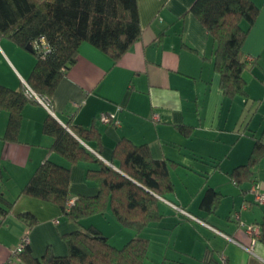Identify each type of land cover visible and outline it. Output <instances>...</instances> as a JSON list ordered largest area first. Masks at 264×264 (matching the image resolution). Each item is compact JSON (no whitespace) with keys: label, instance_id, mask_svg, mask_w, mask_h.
<instances>
[{"label":"crops","instance_id":"1","mask_svg":"<svg viewBox=\"0 0 264 264\" xmlns=\"http://www.w3.org/2000/svg\"><path fill=\"white\" fill-rule=\"evenodd\" d=\"M137 1L142 28L137 41L117 62L83 43L77 62L53 93V111L34 99L23 105L16 140L5 138L10 111L0 108V264H7L11 250L27 231L25 213L36 219L30 230V247L36 257L49 246L57 255L67 254L63 235L99 215L77 223L57 204L21 193L46 160L70 165L51 148L54 137L43 130L49 115L70 131L73 125L94 126L97 136L79 137L80 141L94 147L115 168L114 150L122 138L146 144L154 159L172 163L170 200L250 245L245 226L258 225L264 215V203L256 199L257 194L264 195V156L250 181L238 184L230 173L248 161L253 135L259 137L264 127V0H253L260 11L243 45L244 56L252 65L244 74L248 96L234 98L221 87V74L213 62V38L190 11L195 0ZM35 62L33 52L0 37L1 84L23 90V80L29 79ZM103 112L116 113L119 124L101 122ZM184 126L191 130L184 132L180 128ZM96 166L92 159L72 165V200L79 194L98 193L95 182L86 178L87 169ZM209 187L221 193L212 210L202 205ZM158 199L162 218L141 232L150 241L144 264H203L209 251L227 264H264V242L259 237L251 253ZM105 214L114 215L110 207ZM91 223L112 237L110 241L117 247L136 235L115 215L104 226Z\"/></svg>","mask_w":264,"mask_h":264},{"label":"trees","instance_id":"2","mask_svg":"<svg viewBox=\"0 0 264 264\" xmlns=\"http://www.w3.org/2000/svg\"><path fill=\"white\" fill-rule=\"evenodd\" d=\"M190 11L216 44L213 62L221 74L225 95L247 97L244 74L252 65L244 56L243 45L260 8L253 0H195ZM141 29L137 0H0V37H7L22 48L32 44L36 62L27 82L37 94L48 97L52 103L59 81L77 62L83 43L95 46L117 62L140 37ZM28 100L24 89L16 91L0 83V108L10 111L6 139H17L20 111ZM70 127L71 131L52 115L45 119L43 130L54 137L51 148L64 156L70 165L46 160L21 193L57 204L77 223L86 216L105 213L110 207L117 220L135 230L136 235L117 247L98 227L81 226L63 235L68 246L67 254L57 255L49 246L41 257H36L30 242L23 241L36 219L25 213L22 217L28 225L27 233L20 242L24 248L13 263L144 264L150 241L141 232L162 218L158 196L169 199L167 195L174 191L172 163L154 159L146 144L136 145L122 138L114 150L118 161L115 168L80 141V138L87 140L90 136H97L94 126ZM180 128L187 133L191 130L188 126ZM253 137L255 142L248 161L230 173L238 184L252 179L255 166L264 156V127L259 137ZM89 159L96 161L97 166L87 169L86 178L94 181L99 191L92 196L79 194L70 203L72 165ZM220 197V192L209 187L202 205L212 210ZM258 227V237L264 242V215ZM202 263L223 264L210 251Z\"/></svg>","mask_w":264,"mask_h":264},{"label":"built area","instance_id":"3","mask_svg":"<svg viewBox=\"0 0 264 264\" xmlns=\"http://www.w3.org/2000/svg\"><path fill=\"white\" fill-rule=\"evenodd\" d=\"M45 46V42H42ZM23 89L25 94L28 96V98L34 99V100H38L40 103H42L49 111H53L52 109V101L51 99H49L48 97L45 96H40L39 94H37L32 88L31 86L28 84L27 81L23 80ZM100 121L103 123H114V124H119V119L117 118L116 113H107V112H103L100 114L99 117ZM88 148L94 153L96 154L100 159H102L104 162H106L109 165L114 166L112 163L106 161L103 159V157L99 154V152L97 150H95L94 148L88 146ZM254 190V187L253 189ZM162 201H164L166 204H168L177 214L188 218L190 220L196 221L200 224H203L204 226L209 227L210 229H212L214 232H216L219 235L224 236L225 238H227L228 240L234 241L237 244H239L240 246H242L244 249H246L247 251L254 253V240L259 236V227L257 224H250L248 226H245V231L247 232V234L251 237V243L250 245H245L240 243L239 241L235 240V238H233L232 236L226 234L225 232L221 231L218 228H215L213 225L205 222L204 220H202L200 217L196 216L195 214H193L192 212H190L189 210H187L186 208H184L183 206L169 200L166 199L164 197L158 196ZM257 201L260 203H264V195L262 194H257L256 197ZM73 200L70 202L72 203ZM234 216L236 217V219L239 218V214L235 213ZM27 233V232H26ZM23 238V237H22ZM22 241V239H21ZM23 241L25 243H29L30 242V236L28 235H24ZM24 248V244H19V246L17 248H14L11 251V256L10 259L8 260L7 264L13 263L16 259V256L19 252H21ZM224 259V258H223ZM223 264H225V259L222 261Z\"/></svg>","mask_w":264,"mask_h":264},{"label":"rangeland","instance_id":"4","mask_svg":"<svg viewBox=\"0 0 264 264\" xmlns=\"http://www.w3.org/2000/svg\"><path fill=\"white\" fill-rule=\"evenodd\" d=\"M99 215L98 216H96V217H94V218H91V220L90 221H87L84 225L85 226H97V225H95V224H92L91 222H95V223H100L102 226H104L102 223L103 222H107L108 220H111V216H114V215H107V214H105V213H98ZM86 217H88V216H86ZM86 217H84V218H86ZM114 221V220H113ZM113 226V225H112ZM26 231V230H25ZM24 235V234H23ZM106 235V234H105ZM29 236H30V233H29ZM107 236V235H106ZM23 237V236H22ZM22 237H21V239H22ZM112 239V237L111 238H109V241ZM128 241V240H127ZM20 242H21V240H20ZM20 242H19V244H20ZM111 242V241H110ZM112 243V242H111ZM18 244V245H19ZM125 244V242H123V243H121L120 245L121 246H123ZM17 245V246H18ZM16 246V247H17ZM15 247V248H16Z\"/></svg>","mask_w":264,"mask_h":264},{"label":"water","instance_id":"5","mask_svg":"<svg viewBox=\"0 0 264 264\" xmlns=\"http://www.w3.org/2000/svg\"><path fill=\"white\" fill-rule=\"evenodd\" d=\"M26 49L29 50L30 52H33L32 44H28V45L26 46Z\"/></svg>","mask_w":264,"mask_h":264}]
</instances>
